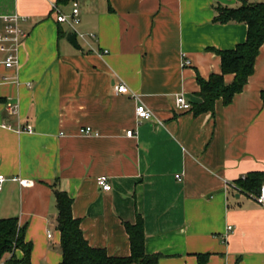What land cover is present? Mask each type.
<instances>
[{
  "label": "crops",
  "instance_id": "0c3cea01",
  "mask_svg": "<svg viewBox=\"0 0 264 264\" xmlns=\"http://www.w3.org/2000/svg\"><path fill=\"white\" fill-rule=\"evenodd\" d=\"M75 1L79 30L97 35L77 37L79 47L52 6L69 13L74 0H0V29L3 16L18 13L28 33L19 65L0 64V174L8 178L0 218L27 226L31 264L63 258L53 185L73 198L90 245L111 256L131 253L125 224L140 214L146 252L162 254L156 264H200L206 254L204 264H264V205L255 198L264 176L260 188L239 184L264 173V43L231 104L218 100L214 114L191 109L201 101L197 76L221 72L215 49L247 38L246 23L215 21L218 6L241 0ZM123 83L129 91L117 93ZM181 94L190 108L176 106ZM139 102L151 119L138 122ZM86 126L97 134H82ZM101 175L110 191L98 186Z\"/></svg>",
  "mask_w": 264,
  "mask_h": 264
},
{
  "label": "trees",
  "instance_id": "16d2710c",
  "mask_svg": "<svg viewBox=\"0 0 264 264\" xmlns=\"http://www.w3.org/2000/svg\"><path fill=\"white\" fill-rule=\"evenodd\" d=\"M64 3L70 0H60ZM238 7L218 6L216 22L229 23L231 21L247 24V38L229 50L215 49L221 58L220 73L211 74L208 79L197 76L200 102L193 103L194 115L205 112L215 113V105L222 100L224 105L232 103L235 95L241 93L247 85L250 76L255 71L256 59L264 43V1L253 2L241 0ZM59 34H64L60 29ZM233 74L231 83H226L225 76ZM261 97L264 100V89ZM263 172H251L239 184L250 189L260 188ZM56 207L58 209V229L61 238V253L63 258L59 264H156L162 257L161 253L148 254L145 250V220L140 214L136 222L125 224L126 232L130 237V251L128 256L109 255L104 248L93 247L84 236L81 221L73 216V198L66 190L53 185ZM26 225H21L18 218H0V261L6 253L11 257L8 264H31L33 243L25 239ZM22 250L23 256L18 257L16 250ZM208 254L199 255V263L204 264ZM237 264H242L238 259Z\"/></svg>",
  "mask_w": 264,
  "mask_h": 264
},
{
  "label": "built area",
  "instance_id": "2783aa9c",
  "mask_svg": "<svg viewBox=\"0 0 264 264\" xmlns=\"http://www.w3.org/2000/svg\"><path fill=\"white\" fill-rule=\"evenodd\" d=\"M73 8L72 10L67 13L64 12L62 9L59 8L56 4H53V9L56 11L57 16L56 20L58 22L66 23L67 26L70 28L72 33H76V36L78 38L83 39L84 41H87L90 37L96 39L97 35L94 33L86 34L79 30V25L81 23L80 20V8L78 5V2L74 0L73 2ZM26 21V17L14 13L12 15H5L3 16V27L0 29V54H2V57L0 58V64H2L7 69H13L14 67H17L19 65V51L24 43V41L27 39L28 36L27 31L23 27V22ZM188 62V60L184 61ZM115 91L117 93H127L129 91V87L127 84H118L115 85ZM134 96V95H133ZM135 98L138 97L135 95ZM176 106L179 109H187L191 107V104L187 101L186 96L183 94L178 95L176 98ZM136 116L138 122L142 119H151L154 116L153 111H151L144 103L139 102L135 108ZM23 130H27L29 132L32 131V127L28 126L26 128H23ZM80 132L84 135H93L97 134V132L94 130V128L91 127H81ZM127 135L134 136L135 131L130 129L127 131ZM178 178H181L180 175H177ZM8 178H6L5 174H0V192L2 191V188L4 186L5 181ZM16 181H20L22 185H31L32 182L28 179H22L20 177L13 178ZM97 184L99 187H101L103 190L110 191L111 184L109 182V177L107 175H101L97 177ZM256 200H258L261 204L264 205V186L261 188V191L258 195L255 196ZM232 229L231 226L228 227V230ZM52 230L50 229L48 231L47 237H52Z\"/></svg>",
  "mask_w": 264,
  "mask_h": 264
},
{
  "label": "water",
  "instance_id": "95a60500",
  "mask_svg": "<svg viewBox=\"0 0 264 264\" xmlns=\"http://www.w3.org/2000/svg\"><path fill=\"white\" fill-rule=\"evenodd\" d=\"M68 40L71 42V44L74 46V47H79V43H78V39H77V36H76V33H69L68 35Z\"/></svg>",
  "mask_w": 264,
  "mask_h": 264
},
{
  "label": "rangeland",
  "instance_id": "374dc122",
  "mask_svg": "<svg viewBox=\"0 0 264 264\" xmlns=\"http://www.w3.org/2000/svg\"><path fill=\"white\" fill-rule=\"evenodd\" d=\"M66 27H68L67 25H66ZM80 42L82 43V40L80 39Z\"/></svg>",
  "mask_w": 264,
  "mask_h": 264
}]
</instances>
